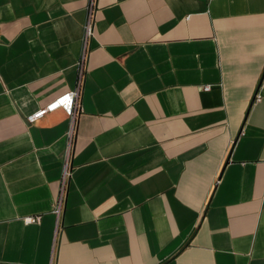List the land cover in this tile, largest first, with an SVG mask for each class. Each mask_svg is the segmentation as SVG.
<instances>
[{
  "label": "crops",
  "instance_id": "0c3cea01",
  "mask_svg": "<svg viewBox=\"0 0 264 264\" xmlns=\"http://www.w3.org/2000/svg\"><path fill=\"white\" fill-rule=\"evenodd\" d=\"M88 6L0 0V264H264V0Z\"/></svg>",
  "mask_w": 264,
  "mask_h": 264
},
{
  "label": "built area",
  "instance_id": "2783aa9c",
  "mask_svg": "<svg viewBox=\"0 0 264 264\" xmlns=\"http://www.w3.org/2000/svg\"><path fill=\"white\" fill-rule=\"evenodd\" d=\"M95 7H96V0H89L88 16H87V21L85 24V43H86L87 38L93 32V25H94V19H95ZM85 55H86V50L84 49L81 62L79 63L81 66V77L83 73L82 66H83ZM80 83H81V80L77 88H75L74 90L67 92L61 96H58L46 106L29 114L27 116L28 122L34 123L38 121L39 119L43 118L46 114L50 112H54L59 109L64 110L66 114L72 117L73 119L78 114V112L82 110L79 104V100H78L79 95H80ZM204 89L209 90L210 86H206ZM260 99H261V96L257 95L256 100H260ZM71 133H72V130L70 132V135ZM67 175H68V166L66 163L64 166V179L66 178ZM54 208H55V211L59 214L62 208V196L58 200L57 204H55ZM39 220H40V216H37V217L33 216V217L26 218L25 222L34 223V222H38Z\"/></svg>",
  "mask_w": 264,
  "mask_h": 264
}]
</instances>
